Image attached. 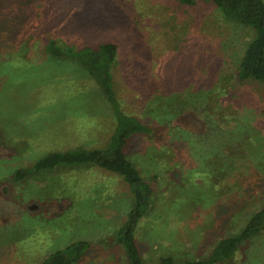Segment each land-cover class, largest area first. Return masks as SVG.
I'll return each instance as SVG.
<instances>
[{
	"label": "rangeland",
	"instance_id": "1",
	"mask_svg": "<svg viewBox=\"0 0 264 264\" xmlns=\"http://www.w3.org/2000/svg\"><path fill=\"white\" fill-rule=\"evenodd\" d=\"M86 2L0 0V264H41L76 241L90 245L77 264L127 263L114 239L132 194L118 176L87 166L13 180L48 153L104 146L116 127L93 82L46 55L54 30L69 27L59 9L75 16L72 34L60 38L93 33V42L122 47L115 98L124 115L150 128L126 148L151 189L134 233L143 263L205 258L264 205V83L237 77L252 33L206 0H109L114 9L128 2L130 16L112 30L125 5L118 14L108 7L109 22L100 4ZM12 19L25 25L26 48L16 42L21 30L9 29ZM225 264H264V233Z\"/></svg>",
	"mask_w": 264,
	"mask_h": 264
},
{
	"label": "trees",
	"instance_id": "2",
	"mask_svg": "<svg viewBox=\"0 0 264 264\" xmlns=\"http://www.w3.org/2000/svg\"><path fill=\"white\" fill-rule=\"evenodd\" d=\"M6 1L9 4L12 3V0ZM74 1L69 0V4L74 3ZM78 1L83 5L88 1L91 7L100 4L99 11H103V14H101L103 20L111 22L107 18V14H109V8H114L112 6L109 7V0ZM178 1L185 6H192L194 4V0ZM206 1L222 14L227 22L248 29L252 33L237 67L239 82L256 81L264 83V0ZM127 3L122 4V6L125 5L122 10L123 18L114 20L109 25V30H112L115 24L119 22L124 20L128 21L130 16H128V11L125 10L128 8ZM116 5L119 4H114L113 6ZM4 7L6 6H3L1 3L0 9H4ZM121 8L114 9V11L118 14ZM59 10L55 14L57 15L58 13L60 15L58 19L67 22L69 27L64 28L65 30L60 32L62 26L61 24L58 25L61 27H57L54 30V34L45 43L46 55L49 59L56 62L73 65L76 69L78 67L80 72L85 74L93 82L100 97L112 108L115 115L116 127H114L109 141L104 146H97L90 149L76 148L68 151L48 153L33 162L31 167L16 170L12 175L13 180L14 182H21L40 173L53 172L61 168L87 166L96 167L104 172L118 176L128 185L132 194L133 205L128 213L127 221L115 233L114 241L122 249L124 257L126 256V264H144L134 233L139 220L149 208L151 189L144 181L139 170L129 160L126 148L132 137L148 135L150 134V128L142 124L138 119L124 115L120 111L115 98L113 70L117 65L122 47L115 41L93 42L95 40L93 33H81L74 38L75 40L71 39V37L60 38L72 34L70 32L75 27V16L69 12H60ZM88 22L89 20L85 23ZM86 27L88 28V26ZM9 29L12 33L20 32L19 30H21L22 33L16 36V38L19 36L20 41L16 42H19L18 45H23L26 48L27 39L24 38L25 34H23V31L26 30L25 25L16 26L14 23ZM7 34L3 31L2 41L10 43L7 39ZM76 41L78 44H75ZM5 56H2V58ZM163 148L167 149L165 145ZM171 149L169 152L175 151V153H180L173 147ZM262 233H264V205L246 214L242 218V225L238 231L220 240L205 258L178 261L174 257L165 256L160 259V264H225L233 259L234 254L241 245L258 237ZM89 249L90 245L88 242L76 241L61 250L53 252L41 264H77L88 253Z\"/></svg>",
	"mask_w": 264,
	"mask_h": 264
}]
</instances>
